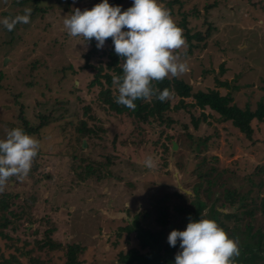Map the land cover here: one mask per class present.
I'll return each mask as SVG.
<instances>
[{"label": "rangeland", "instance_id": "obj_1", "mask_svg": "<svg viewBox=\"0 0 264 264\" xmlns=\"http://www.w3.org/2000/svg\"><path fill=\"white\" fill-rule=\"evenodd\" d=\"M15 1L19 0H0V19L22 14L33 3L28 0L19 5ZM168 1L158 0L176 24L187 13L192 32L210 31L204 40L205 47L194 48L187 55L189 46L183 37L185 45L174 50L173 54L189 68L179 78L189 82L194 91L215 88L222 94L232 92L240 107L255 109L264 101V0H177L171 5ZM43 3L47 13L43 16L40 13L31 23H17L12 31L0 24V139L19 124L24 125L18 118L22 106L29 122L38 123L40 113L53 112L58 116L67 111V116L78 113L84 117L83 105L90 104L105 131L99 137L84 138L83 149L74 128H64L55 122L48 132H43L44 140L39 142L41 152L33 160L37 168L32 164L23 181L12 177L0 191V199L7 193L13 196L11 201L15 204L10 210L19 214L24 207L26 212L17 217L0 209V230L5 217L10 218L4 230L11 237L0 236V255L14 254L22 264H29L30 257H39L46 264H64L62 250L37 248L36 239L42 237L45 229L54 227L55 239L64 246L73 242L84 246L83 264H122L118 253L138 246L136 233L130 236V244L124 232L120 237L116 235L120 227L132 221L131 215L145 210L162 194H170L173 206L179 204L174 191L179 188L182 192L190 191V186L196 184L198 177L187 181L178 164L187 163L192 167L190 173L199 169L210 180L212 167L220 172L217 178L226 169V175L215 183L224 181L234 186L264 183V121H252L254 135L250 139L209 108L187 107L170 112L175 119L168 129L170 139L160 136V129H152L149 124L143 130L137 129L133 119L101 105L100 88L88 86L94 72L81 69L89 47L83 37H70L63 26L64 16L74 8L91 10L101 0H43ZM127 3L120 5L122 11L127 10ZM181 30L183 34L185 28ZM108 48L105 41L93 58L95 63L106 61L103 52ZM70 63L76 73L70 70ZM218 80L227 81L230 86L220 85ZM74 86L80 90L74 91ZM173 100L172 106L179 98ZM192 101L193 98L186 99ZM202 111L209 115L207 120ZM193 116L202 119L198 127L192 122ZM173 141L177 148L173 147ZM74 154L96 162L111 157L112 162L102 170L106 176L101 180L94 175L81 179L80 168L75 167L82 162L74 160ZM149 157L153 159L150 169L145 166ZM231 169L236 173L232 174ZM174 217L181 222L178 213ZM46 218L53 225H48Z\"/></svg>", "mask_w": 264, "mask_h": 264}, {"label": "trees", "instance_id": "obj_2", "mask_svg": "<svg viewBox=\"0 0 264 264\" xmlns=\"http://www.w3.org/2000/svg\"><path fill=\"white\" fill-rule=\"evenodd\" d=\"M28 0H19L15 1V3L19 5H23ZM125 1H127V8L131 7L133 4V0H108L109 4L112 6H120ZM177 0L168 1L170 5ZM102 2V0H101ZM28 8L32 9L30 23L33 21V18L39 17L41 13L42 16L47 13L46 6L43 3V0H33V3L30 4ZM18 14V15H23ZM17 15V16H18ZM188 14L183 13V19L179 24H176L180 29L185 28V32L183 33V37L186 38L187 44L189 48L186 50V54H191L194 48H202L205 47L206 40L209 36L210 31L204 32L201 30H197L192 32L188 27ZM109 44V48L103 52L104 56L107 58L106 61L101 63H95L94 57L101 51L100 48H97V41L93 38L91 41L87 42L85 40V44L89 49L84 53V64L81 65L82 71L89 70L94 72V77L89 81V88L98 86V98L101 105L112 112H115L117 115H121L127 118L133 119V121L138 125L137 129H144V125L149 124L152 126V129L159 130L160 136H165V139H170L168 129L174 124L175 119L172 118L170 112L174 110H180L182 108L196 107L201 110H205L209 108L212 113L219 114L223 120L231 121L232 124L237 127L241 132H243L248 138L252 139L254 135V128L252 125V121L257 119L258 121H264V101H260L257 104L255 109H252L249 106L245 108L240 107L238 104L234 102V94L232 92H228L226 94H222L218 89H209L207 91L199 89L197 91L193 90V86L187 82L183 78H173L167 77L163 81H153V86L158 88L160 91L164 89H168L170 92V98L164 102L156 99L155 97L150 100H141L138 99L134 101L136 104L135 110H131L123 105H119L115 102L116 97L118 96V89L113 84L114 76H122V69L120 67L121 58L114 51V44L112 38L109 37L107 40ZM102 54V53H101ZM70 70L76 73V69L73 63L69 64ZM220 85L230 86L227 81L218 80ZM235 89L237 86H233ZM74 91H79L80 88L74 86ZM174 97H178L179 101L177 104L172 106V102L174 101ZM78 100H82L79 96H77ZM187 98H193L192 102H186ZM175 108V109H174ZM84 109V117H80L78 113H73L70 115H65L66 112L61 113L60 115H55L53 112L45 114L40 113L38 123H30L29 120L25 117L24 107L22 106L20 109L19 120L24 125L18 126V128H22L29 135L37 136L39 142L44 140L43 132L50 129L49 127L55 123L59 122L63 124L64 128L71 127L74 128L77 136V140L81 142L80 148L83 149L82 140L84 138L91 139L94 137H99L100 132L105 131V128L99 124V118L93 113V108L90 104L83 105ZM202 115L204 120H207L208 114L205 111H202ZM200 117L193 116L192 122L195 127H198L201 122ZM92 121V125L90 124ZM98 122V123H97ZM140 129V130H141ZM49 134V133H48ZM46 135V134H45ZM50 140V139H49ZM117 140V139H116ZM116 140L114 141V145L116 144ZM41 152V149L38 151V154ZM37 154V155H38ZM74 160L80 159L82 163L77 164L75 169H78V175L81 179H86V177H91L92 175L96 176L97 180H101L102 177L106 176L101 173L102 170H105L107 165L112 162L111 157H109L108 161L105 162H96L89 160L84 155H73ZM33 164L35 168H37V163ZM103 174V175H102ZM213 177L212 180H206L209 183L215 181V177L218 175L217 169L212 167V172L210 173ZM222 176V175H221ZM174 195H180L175 193ZM171 197V196H169ZM169 197H166L169 200ZM13 196L9 193L4 194L0 199V209L4 210V212L8 211L11 214H14L17 217H23L22 214H26L25 208L22 207L21 213L16 214L14 211L10 210L12 205L15 204L14 201H11ZM161 199H164L162 197ZM178 212L182 211V207H179L180 204L177 205ZM167 207H158L157 214L154 217L153 221L146 223V221L142 222L140 219L146 220V218L151 214L147 209L138 214V218L135 219L133 223H128L124 227H120V231L116 233L118 237L121 236V233L124 232L127 236L128 243L130 244V236L135 234V239H137L138 246H130L128 249L121 250L118 253V261L122 264H175V255L179 248V240L177 241L176 247H172L168 243V235L172 230H180L182 229V224L175 223V227L173 229L169 228V224L171 219L169 218V212H167ZM192 221H196L194 218H190ZM48 225H53L50 219H45ZM10 224V218L5 217V220L1 223L3 227L0 230V236L3 238H11L9 233H6L4 228H6ZM55 228L50 227L43 231L42 237L40 239H36L37 248L39 250H62L65 256L64 264H83V260L81 258L82 253L84 252V246L81 243H68L67 245H63L60 241L55 239L54 237ZM115 245V244H114ZM19 249V248H18ZM30 254V251H27ZM29 264H46L45 261L41 260L39 257H30ZM22 264L20 257L12 254L11 257H7L4 254L0 255V264Z\"/></svg>", "mask_w": 264, "mask_h": 264}, {"label": "clouds", "instance_id": "obj_3", "mask_svg": "<svg viewBox=\"0 0 264 264\" xmlns=\"http://www.w3.org/2000/svg\"><path fill=\"white\" fill-rule=\"evenodd\" d=\"M31 13V8H25L23 15L5 17L0 24L12 31L17 23H30ZM63 26L70 37H83L87 42L94 38L97 48L112 38L123 73L113 77L118 89L115 102L131 110H135L134 101L138 99L168 100L169 90L160 91L153 81L176 78L189 71L187 63L173 54L185 45L182 30L158 0H133L124 11L121 6L102 0L91 10L74 8L64 16ZM39 147V141L22 128H13L6 138L0 139V191L10 178L23 181L28 176ZM145 166L153 167L152 157L145 161ZM205 215L206 210L198 221L190 219L186 230L174 229L169 233L170 246L176 247L180 242L175 264H235L240 255L239 241L229 238L216 221L204 218Z\"/></svg>", "mask_w": 264, "mask_h": 264}, {"label": "flooded vegetation", "instance_id": "obj_4", "mask_svg": "<svg viewBox=\"0 0 264 264\" xmlns=\"http://www.w3.org/2000/svg\"><path fill=\"white\" fill-rule=\"evenodd\" d=\"M178 166L185 171L187 181L195 176L198 177L195 180L196 184L193 187L190 186L192 188L190 191L188 189L183 191L186 195L178 192L179 189L174 191L180 194L175 196L182 211L178 212V204L173 206L170 203L172 200V197H169L170 194H162L159 198L152 200L145 209L151 213L146 220L153 221L158 207L166 206L171 219L169 228L173 229L174 223L178 224L174 217V213H178L182 229L186 230L190 218L198 221L201 213L206 210L204 218L216 221L226 231L229 238L239 241L240 255L235 259V264H264V183L251 182L247 186L246 184L234 186L225 184L224 181L215 183L217 179L226 175V169L221 173L220 178L216 176L215 181L209 183L206 180L210 179L207 176L205 178L199 169L190 173L189 170L192 167L189 164H178ZM230 171L232 174L236 173L233 169ZM217 172L220 173L218 170ZM247 177L250 178L249 175ZM216 187L222 188V191H216ZM162 197L164 199H161ZM166 197H169V200ZM180 199H182L181 203ZM141 212L138 211L131 215L133 219L129 223H133ZM146 220L140 219L141 223Z\"/></svg>", "mask_w": 264, "mask_h": 264}, {"label": "water", "instance_id": "obj_5", "mask_svg": "<svg viewBox=\"0 0 264 264\" xmlns=\"http://www.w3.org/2000/svg\"><path fill=\"white\" fill-rule=\"evenodd\" d=\"M83 145H84V146L86 145V142H85V141L83 142ZM177 146H178L177 143H176V142H173V147H174V148H177Z\"/></svg>", "mask_w": 264, "mask_h": 264}]
</instances>
